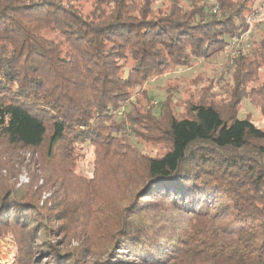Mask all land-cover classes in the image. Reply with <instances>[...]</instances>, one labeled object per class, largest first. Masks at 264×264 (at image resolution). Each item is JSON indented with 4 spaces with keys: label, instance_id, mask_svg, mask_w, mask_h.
Instances as JSON below:
<instances>
[{
    "label": "trees",
    "instance_id": "obj_1",
    "mask_svg": "<svg viewBox=\"0 0 264 264\" xmlns=\"http://www.w3.org/2000/svg\"><path fill=\"white\" fill-rule=\"evenodd\" d=\"M258 2L0 0V141L37 151L45 180L80 182L43 201L0 176L11 264H264V129L238 117L244 98L264 115V83L248 89L264 37L234 59L229 100L204 92L155 112L136 91L225 54ZM85 146L90 178L74 169Z\"/></svg>",
    "mask_w": 264,
    "mask_h": 264
},
{
    "label": "rangeland",
    "instance_id": "obj_2",
    "mask_svg": "<svg viewBox=\"0 0 264 264\" xmlns=\"http://www.w3.org/2000/svg\"><path fill=\"white\" fill-rule=\"evenodd\" d=\"M194 1L181 0V3L186 7ZM206 3L212 7L213 12L220 13L216 0H206ZM257 5V13L250 18V29L244 35L236 38L240 42L239 45L236 41V45L230 46L225 54L219 55L209 62H197L191 68L180 67L175 72L154 76L142 87L138 86L136 91H149V94L153 96V99H150V104H154L155 112L160 111L159 108L167 98H170L173 105H179L177 112L181 113L185 111L184 107H187L188 101L198 100L204 92H210L208 93L209 96L217 101L223 98L229 100L228 90L233 84L234 59L238 57L240 49L248 52L253 41L257 42L264 37V0H259ZM215 9L219 11L216 12ZM252 80L248 82V89L262 85L264 83V68L254 73ZM238 117L240 119L249 117L259 128L264 129V115L256 103L249 101L247 98L243 99L239 107ZM131 139L141 152L152 156H160L166 150L165 146L160 143L142 141L134 136ZM38 158V152L35 150H14L0 141V176L8 175L10 182L12 181L18 187L31 184L34 189L39 188L43 201L53 197L50 188L55 184H61L62 189L64 188L61 195L68 196V199L74 198L75 196L69 190L73 186H78L80 184L79 180L77 178L69 179L65 175L55 180H45L43 169L41 170L39 167ZM93 158L94 156L85 146L84 156L77 161L74 167L76 173L85 178H90L94 170ZM59 194L57 195L59 196ZM76 241L73 239L71 241L72 245H76ZM11 249L12 243L9 239L0 240V264H11L13 262L14 253Z\"/></svg>",
    "mask_w": 264,
    "mask_h": 264
},
{
    "label": "built area",
    "instance_id": "obj_3",
    "mask_svg": "<svg viewBox=\"0 0 264 264\" xmlns=\"http://www.w3.org/2000/svg\"><path fill=\"white\" fill-rule=\"evenodd\" d=\"M215 11L217 12V11H219V10L215 9ZM236 41L238 42L237 44L239 45L240 42H239L237 39H234V40L232 41V43H231L230 46H235V45H236ZM236 52H237V51H236Z\"/></svg>",
    "mask_w": 264,
    "mask_h": 264
}]
</instances>
